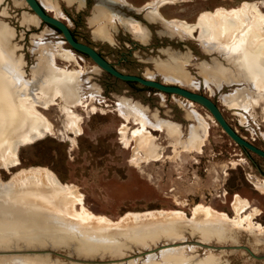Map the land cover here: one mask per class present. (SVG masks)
Instances as JSON below:
<instances>
[{
  "label": "rangeland",
  "instance_id": "1",
  "mask_svg": "<svg viewBox=\"0 0 264 264\" xmlns=\"http://www.w3.org/2000/svg\"><path fill=\"white\" fill-rule=\"evenodd\" d=\"M54 1L67 17V20H61L69 25L76 40L94 48L115 69L126 75L145 78L147 72H153L156 82L179 86L165 82L156 66L175 59L185 62L194 85L183 88L209 97L243 139L264 151V92L254 90L252 83L241 80L238 72L224 61L222 55L204 53L196 40L198 34L193 39L179 36L162 25L157 17L146 18L147 12L142 8L153 0H126L129 6L119 3L103 5L99 0H75L72 6L63 0ZM168 1L173 4L160 9L162 16L167 20L179 18L189 23H194L202 12H213L221 7L236 8L244 3H257L264 11V0ZM101 6L126 22H137L148 37L141 39L130 26L117 22L111 28L112 42L97 39L91 20L96 15V8ZM29 13L33 11L23 0H0V28L14 31V37H8L3 42L4 52L12 61L22 63V72L31 82L45 71L54 75L56 70L52 62L55 61L76 79L80 99L69 103L59 98L49 107L43 103L37 105V111L45 114L53 127L51 133L46 140L21 149L22 166L12 174L2 170L4 181H9L13 174L23 169L47 168L63 184L77 186L85 198L87 209L94 215L115 222L129 212L151 210H180L191 216L197 204L211 206L234 217L233 203L236 195H240L260 209L262 215L255 223L264 226V194L257 189L258 183L264 181L263 158L245 152L204 107L180 96L111 76L89 57L73 50L59 31L43 22L38 28L22 27V17ZM45 30L47 33L41 34ZM248 104L249 109H244ZM129 109L143 111L154 125L166 123L181 127L183 134L177 141L169 138L167 132H153L161 148L158 162L137 166L138 161L142 163V153L139 151L135 156L132 142L129 146L122 144L121 126L139 127L135 115L128 113ZM61 110L66 112L65 115ZM120 112L126 118L121 117ZM75 115L83 118L79 137L71 127L70 120ZM203 121L209 127L204 147L201 153L188 152L185 146L195 142L193 139L204 136ZM234 164L236 168H233ZM0 232V251L53 250L95 262L136 258L142 252L173 243L161 237L144 245L120 237L110 248H106V243L83 236L81 228L39 231L38 225L29 222L3 224ZM181 236L186 243L200 241L212 246H246L257 257L264 256V233L258 229L252 232L242 229L234 238L223 241H204L199 233L193 234L188 227ZM176 242L179 244L181 240ZM90 244L97 249L91 248ZM172 248L122 264H171L174 255L190 258L194 264L207 260L218 261L219 264H264V260L255 259L244 250L215 251L191 244ZM29 260L43 264H76L52 255L0 257V264Z\"/></svg>",
  "mask_w": 264,
  "mask_h": 264
},
{
  "label": "bare ground",
  "instance_id": "2",
  "mask_svg": "<svg viewBox=\"0 0 264 264\" xmlns=\"http://www.w3.org/2000/svg\"><path fill=\"white\" fill-rule=\"evenodd\" d=\"M38 1L49 14L59 19L67 20L60 5L54 0ZM63 1L69 6L74 5L76 2L75 0ZM100 3H103V5L119 3L129 6L126 0H101ZM171 4L173 3L168 0H163V2L153 0L144 6L142 10L147 12L146 18L157 17L162 25L179 36H188L193 39L194 35L198 34L196 40L204 53L208 55L213 53L222 55L224 61L230 63L238 72L241 80L252 83L254 90L264 92V11L257 3H244L242 6L236 8L227 9L221 7L213 12H202L194 23H189L179 18L165 19L160 9ZM96 10V15L91 20V25L95 26L93 34L97 39L112 42L113 35L111 28L117 22L126 27L130 26L134 32L138 33V37L141 39L148 37L144 28L140 27L137 22H126V20L119 18V16L112 15L109 10L107 11L102 6L97 7ZM5 14L4 12L3 15ZM41 23L42 20L35 13L25 14L21 20V26L26 29H30L31 27L38 28ZM43 33L46 34L47 31L45 30L41 34ZM8 37L13 38L14 31L6 27L0 28V226L11 223L20 225L29 222L30 224L38 225L39 231L52 229L61 231L71 228H81L83 236L106 243V248H110L111 245L115 244L117 238L120 237L130 238L144 245L148 241H155L161 237L173 241L172 244L162 245L161 247L140 253L144 254L143 257L136 256V258L131 257L130 259L110 260H122L121 262H114L112 264H122L133 259L144 258L148 255L184 244L197 245L192 243V241L186 243L183 240V236L181 235L186 231L187 227L191 228L193 234L199 233L204 241L231 239L237 236L242 229L250 232L258 229L264 233V226L260 223H255V220L262 215L260 209L254 207L249 200L242 198L240 195H236L233 203L234 217L229 216L225 212H220L211 206L197 204L193 207L191 216L180 210H151L146 212H129L115 222L106 217L94 215L93 212L87 209L85 198L79 193L76 188L77 186L63 184L57 175L47 168L23 169L17 174H13L9 181H4L2 170L8 174H12L13 171L20 169L22 166L19 156L21 149L46 140L51 133L52 126L48 118L44 116L45 114L42 115L37 111V105L43 103L49 107L50 103L58 101L59 98L69 103L80 99V94L76 88V79L68 75L66 69L60 68L55 61L52 62V67L56 70L54 75L48 74L45 71L43 74L35 77L33 82L28 81L25 73L22 72V63L12 61L8 53L4 52L5 46H3V42ZM185 64V62L176 61V59L170 60L166 64H157L156 70L164 76L165 82L176 83L181 88L186 86L191 87L194 85L193 79L187 71ZM203 68L206 67L204 66ZM154 76L153 72H147L145 78L155 81L153 80ZM52 83L56 86H53ZM46 94H49V96ZM187 106L190 107L189 104ZM249 106L250 104L244 106V109L248 110ZM236 109L241 108L237 107ZM64 113L66 112L64 111ZM128 113L135 115L139 127L131 129L128 125L124 124L120 128L119 134L121 142L125 146H129L132 142L135 156L139 151L142 153V163L139 164L137 160V166H142L145 162H158L161 159V148L156 143L157 138L153 133L154 131L167 132L170 136L169 138H173L175 141L179 140L183 134L180 126L166 123L152 124L147 115L141 110L129 109ZM120 115L126 118L123 112H120ZM70 121L73 133L77 137L81 136L83 118L75 115ZM203 127L204 136L193 139L195 142L185 146L188 152L201 153L205 139L208 137L209 127L205 121H203ZM235 165L233 168H236ZM257 187L261 194H264V181L259 182ZM177 205L181 204L177 202ZM1 236L2 233L0 232ZM179 240L181 242L178 244L176 241ZM198 243L202 242L198 241ZM90 247L97 249V246L94 247L92 244H90ZM172 249L178 250L181 248ZM21 251L25 250L0 251L7 253L0 257L49 256V254L21 255L17 253ZM3 264L43 263L29 260V262L16 261ZM171 264L194 263L190 258L174 255ZM198 264H219V262L207 260L205 263Z\"/></svg>",
  "mask_w": 264,
  "mask_h": 264
},
{
  "label": "water",
  "instance_id": "3",
  "mask_svg": "<svg viewBox=\"0 0 264 264\" xmlns=\"http://www.w3.org/2000/svg\"><path fill=\"white\" fill-rule=\"evenodd\" d=\"M25 3L28 5V7L35 13L43 23L46 25L58 30L63 38L65 39V42L75 51L86 55L89 57L101 70L105 71L106 73L110 74L111 76L124 81V82H134L139 83L142 86L156 89L162 93L170 94V95H177L184 99L190 100L195 104H198L205 109H207L211 115L214 117L215 121L221 126L223 131L237 144L239 145L245 152H251L253 154L258 155L259 157L264 159V151L258 148L257 146L249 143L245 139H243L237 131H235L227 122L225 119L221 109L217 106L216 103H214L209 97H206L204 95L186 90L184 88L173 86V85H165L160 82L151 81L145 78H141L134 75H126L117 69H115L105 58H103L94 48L83 44L76 40L74 37L71 29L69 28V25L49 14L45 9L42 7L41 3H39L38 0H24ZM101 1V0H99ZM104 1V0H102ZM192 243L197 244L199 247H202L204 249H210L215 251H238V250H244L247 251L252 257L258 260H264L263 257H257L254 252L249 249L246 246H212V245H204L202 243H198V241H192ZM157 252V250H155ZM21 255H52L59 258H62L64 260H67L69 262H75V263H82V264H112L121 262L120 261H106V262H95V261H87V260H81L78 258L71 257L69 255H63L60 253H57L53 250H25L21 252H17ZM7 253L0 252V256ZM144 254H140L139 256H143Z\"/></svg>",
  "mask_w": 264,
  "mask_h": 264
},
{
  "label": "trees",
  "instance_id": "4",
  "mask_svg": "<svg viewBox=\"0 0 264 264\" xmlns=\"http://www.w3.org/2000/svg\"><path fill=\"white\" fill-rule=\"evenodd\" d=\"M58 31V30H57Z\"/></svg>",
  "mask_w": 264,
  "mask_h": 264
}]
</instances>
